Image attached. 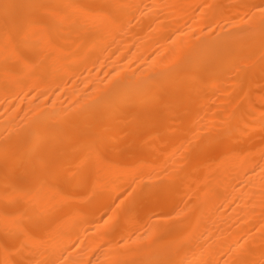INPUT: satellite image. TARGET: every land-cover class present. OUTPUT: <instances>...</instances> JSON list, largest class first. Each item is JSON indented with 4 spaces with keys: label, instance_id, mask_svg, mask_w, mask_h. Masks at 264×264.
I'll return each instance as SVG.
<instances>
[{
    "label": "bare ground",
    "instance_id": "1",
    "mask_svg": "<svg viewBox=\"0 0 264 264\" xmlns=\"http://www.w3.org/2000/svg\"><path fill=\"white\" fill-rule=\"evenodd\" d=\"M261 9L0 0V264H264Z\"/></svg>",
    "mask_w": 264,
    "mask_h": 264
},
{
    "label": "snow or ice",
    "instance_id": "2",
    "mask_svg": "<svg viewBox=\"0 0 264 264\" xmlns=\"http://www.w3.org/2000/svg\"><path fill=\"white\" fill-rule=\"evenodd\" d=\"M261 11L264 12V9H261ZM37 22H39V21H37ZM133 191H134V190H133ZM132 195H133L132 192H129V193H128V196H132ZM126 199H127V197H126Z\"/></svg>",
    "mask_w": 264,
    "mask_h": 264
},
{
    "label": "rangeland",
    "instance_id": "3",
    "mask_svg": "<svg viewBox=\"0 0 264 264\" xmlns=\"http://www.w3.org/2000/svg\"><path fill=\"white\" fill-rule=\"evenodd\" d=\"M251 141H252V139H251Z\"/></svg>",
    "mask_w": 264,
    "mask_h": 264
}]
</instances>
